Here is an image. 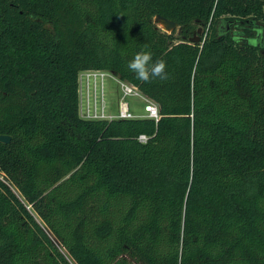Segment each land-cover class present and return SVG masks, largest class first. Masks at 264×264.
Here are the masks:
<instances>
[{"label": "trees", "instance_id": "1", "mask_svg": "<svg viewBox=\"0 0 264 264\" xmlns=\"http://www.w3.org/2000/svg\"><path fill=\"white\" fill-rule=\"evenodd\" d=\"M85 69L161 119L80 118ZM0 134V264H264V0H0Z\"/></svg>", "mask_w": 264, "mask_h": 264}, {"label": "built area", "instance_id": "2", "mask_svg": "<svg viewBox=\"0 0 264 264\" xmlns=\"http://www.w3.org/2000/svg\"><path fill=\"white\" fill-rule=\"evenodd\" d=\"M114 80L119 87L118 109L110 111L107 100V80ZM131 98H139L143 103V113H135ZM78 114L80 118L90 121H112L115 119H150L158 122L161 119L158 103L146 95L138 86L121 79L113 72L104 69H85L78 75ZM138 140L148 141L146 134Z\"/></svg>", "mask_w": 264, "mask_h": 264}, {"label": "rangeland", "instance_id": "3", "mask_svg": "<svg viewBox=\"0 0 264 264\" xmlns=\"http://www.w3.org/2000/svg\"><path fill=\"white\" fill-rule=\"evenodd\" d=\"M158 23L161 27L164 28L161 22H158ZM107 100L110 105V111L113 113H116L118 109L119 87L117 83L112 79L107 80ZM130 101H131L132 109L135 113L144 112L143 103L139 98H131ZM13 188L15 189V187Z\"/></svg>", "mask_w": 264, "mask_h": 264}, {"label": "water", "instance_id": "4", "mask_svg": "<svg viewBox=\"0 0 264 264\" xmlns=\"http://www.w3.org/2000/svg\"><path fill=\"white\" fill-rule=\"evenodd\" d=\"M156 21L161 22L163 24L164 28L161 26L160 27L164 31H167V32H172L173 30H176L179 28V25L176 21L169 19L167 17H164L162 15L157 16ZM199 32H201V31H199ZM199 40H200L199 36L193 38V41H199ZM11 140H12V137L10 135L0 134V142L8 144L11 142Z\"/></svg>", "mask_w": 264, "mask_h": 264}]
</instances>
